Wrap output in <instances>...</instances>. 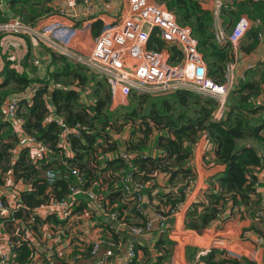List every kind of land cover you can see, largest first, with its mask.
Masks as SVG:
<instances>
[{
  "label": "trees",
  "instance_id": "obj_1",
  "mask_svg": "<svg viewBox=\"0 0 264 264\" xmlns=\"http://www.w3.org/2000/svg\"><path fill=\"white\" fill-rule=\"evenodd\" d=\"M47 1L49 0H44ZM155 1L174 11L182 25L191 27L192 34L198 41L199 53L208 67L209 77L217 84L226 83L227 66L234 60V53L229 44L221 45L217 42L212 12L204 9L198 0ZM243 1L242 13L245 12L251 19L264 21V0ZM44 2L12 0L13 6L21 7L15 16L6 20L1 6L4 8L8 4L0 0V25L16 20L25 26L36 28L33 21L39 15H35L37 12L33 8V12L26 16L25 8L28 4L39 7ZM249 5L252 6L251 10ZM47 10L49 9H43L41 13ZM257 28L253 30L254 42L248 51L253 49L261 38L263 29ZM15 36L22 39L27 37L29 41L26 34ZM4 40H1L0 44L3 45ZM29 42L34 46L31 40ZM148 43L149 49L157 52L168 49L171 52V63H179L183 59L176 46L167 45L158 37L157 30H153ZM41 46H45L52 59V67L48 70L46 78H30L20 74L10 68L12 63L6 61L3 70L5 79L0 83V134H3L4 130L6 138L10 140L5 142L4 134L0 135V185L3 183V174L10 171L16 183H24L30 187V190L20 192L21 207L11 217L22 218V211L29 212L52 198L65 197L69 191V183L73 180L70 176L71 169H78L86 177V187H92L97 197H101L104 208L116 212L119 221L125 223L128 228L143 226L147 220L143 206L141 210L137 206L136 194L127 195L120 177L123 169L132 171V167L130 168L122 157L123 149L135 155L132 159L135 167L133 169H136L134 175L147 185L142 191L143 198H156V212L168 217L167 208L176 209L180 206L195 180V173L188 164L193 146L203 135L215 145L216 161L224 166V172L217 178L218 189L207 195L208 202L196 203L188 212L186 228L201 234L217 220L221 223L229 221L236 209L242 207L248 206L264 212V114L260 112L264 104L251 105L256 104L264 89V71L260 80L245 81L233 93L231 90L227 98L225 116L221 121L213 118L217 107L214 98L191 90H178L172 96L174 103L164 100L159 106L151 108L147 115L141 114L136 106L142 99L131 95L132 105L129 112L125 113V118L130 121L125 120L126 122H122L123 128L117 129L110 123L113 120V113L110 111L112 92L107 89L106 79L89 77L81 64L53 51L47 44ZM59 60L63 64L61 68L57 67ZM87 86H92L90 94L94 102L87 103L81 98L82 93L88 89ZM30 92L32 96L28 99ZM11 93L15 95H10ZM234 95L237 96L236 100ZM13 97L19 101L18 113L24 118L25 134L36 137L50 150L51 155H42L38 161H34L30 147L21 146L18 159L15 163L12 162L15 145L21 142V139L15 132L13 123L5 117L4 106L5 102ZM176 106L182 108L179 113ZM51 112L65 119L69 129L66 138L74 157L67 156V152L60 148L64 129L54 121H48L47 116ZM257 116H260V119ZM136 118L140 120L137 121ZM132 122H135L134 126ZM127 131L130 135L128 133L126 140L124 139L125 146L122 148L123 143L117 140L115 136L118 135L114 134ZM107 154H113L114 158L104 159ZM49 157L60 158L62 161H50ZM55 168L60 170L62 175L51 186L52 192L48 193L50 186L43 178V173ZM160 175H164L170 185L175 184L177 189L169 193L154 194L153 190L159 187L157 178ZM88 206L89 204L84 203L85 209ZM87 211L91 214L92 209L88 208ZM46 218L47 222L51 219L54 222L59 220L54 216ZM254 218L258 222L263 221L264 215L255 213ZM130 219H139V222L132 223ZM169 219L170 217L167 220ZM34 226L36 227V223ZM102 226L107 228L111 243L119 245L123 242L115 233L112 223H103ZM260 234L264 235V231ZM18 239L12 260L18 264H27L33 260L34 250L28 240ZM104 241L106 245H110L106 239ZM167 245L173 246L174 242L170 241ZM134 246L136 250L137 247L135 244ZM161 246L164 247L163 251L159 250L160 254L152 264H163L171 256L162 240L158 242L157 248L160 249ZM145 256L147 257L146 253ZM136 261L137 259L133 264H136ZM239 262L240 260L234 259L225 261L229 264H240Z\"/></svg>",
  "mask_w": 264,
  "mask_h": 264
},
{
  "label": "crops",
  "instance_id": "obj_2",
  "mask_svg": "<svg viewBox=\"0 0 264 264\" xmlns=\"http://www.w3.org/2000/svg\"><path fill=\"white\" fill-rule=\"evenodd\" d=\"M11 1L12 0H4L8 5L1 9L6 20L15 16L21 7L20 5L13 6ZM42 1L44 2V0H41V2ZM152 1L156 4L163 5L162 7H166L167 10L175 14V12L170 10L165 4L158 3L155 0ZM198 1L204 9L211 11L214 16L213 26L217 42L219 36L231 33L240 17L247 16L252 18L245 12L242 13L241 5L244 2L243 0ZM251 1L257 2L260 0ZM35 3L37 2L35 1ZM250 6L251 5L248 6L249 9ZM33 8H35L34 10L37 12L35 15H39L35 21H33V24H37L40 29H49V27L56 29L59 28V25L67 24L73 26L71 30L77 33L79 32V35L84 33L86 37L84 38L87 42L91 40L94 44L96 38L105 28L109 25L119 23L128 10V0H78L74 7H70L67 0H49L44 2V4L41 3L39 7L34 4L26 5L25 15L27 16L33 12ZM43 9L49 10L41 13ZM175 16L177 18L176 14ZM177 22L179 26L191 29L189 26L182 25L178 18ZM255 28L257 27L254 26L241 41L240 48L236 51V54L232 49L234 60L231 63H234V69L230 71L229 81L226 77L227 83H231L232 81V93L234 90L240 88L241 84L245 81L260 80L261 73L263 72L264 36L258 40L259 42L253 49L248 51V48H250L254 42L255 31L253 30ZM263 28L264 27H261L260 29L262 30ZM157 35L162 39L158 30ZM5 38L6 39L3 41L4 44H0V83L5 79L3 70L6 61L12 63L10 68L30 78L36 76L47 77L48 70L52 67V59L48 50L44 48L45 46L35 48L27 39H22L15 35H7ZM162 41L164 42L163 39ZM146 48L147 50H151L149 49V43ZM161 53L167 58L171 57V52L167 49L161 51ZM15 60H18V62H15ZM36 61H38V64H36ZM250 66H252V68H250ZM256 70L259 72L258 75H252ZM29 90L30 89L27 91L29 92ZM90 93L91 91L87 89L81 96L87 103L94 102L93 98L87 97ZM10 95H15V93H11ZM166 95L167 94L157 96ZM234 98L236 100L237 96L234 95ZM262 104H264V97L261 99L259 105ZM128 133V131L123 133V140L128 136ZM22 138L25 139V136ZM20 141L21 142L15 145V152L12 158V162L14 163L18 159L21 146L30 147L28 141ZM250 144H253V142H250ZM124 146L125 141L122 148H124ZM30 149L32 148L30 147ZM62 150L67 152V156L74 157V153H72L66 145ZM153 153L155 154V152ZM32 155H37V151L32 149L31 157ZM42 155L51 154L48 152L42 153ZM207 155L209 157L208 159H206ZM113 158V154H107L104 159L110 160ZM54 159L55 161H62L60 158H51L50 161H54ZM216 160L215 145L207 142V137L203 135L199 142L193 146V153L188 166L195 173V180L187 193L185 201L181 204L177 216L169 220L166 219L164 221L165 225L161 226L160 220H158V213L155 210V206L158 205V200L156 198L149 200L148 197H145L143 201L144 215L146 219L154 222L152 230L146 234L140 236L134 235L131 232V228H128L125 223L122 221H110L107 216L103 215L100 210L95 207H91V214L87 213L89 206L85 209L84 203L90 205V201L86 196L80 195V204L74 209L72 217L63 221L57 220L54 222L53 219H51L47 222V216L40 214L39 212L41 211L38 212L37 208L29 212L22 211V218L11 217L6 220H2L3 218H1L0 243L5 246V249L10 250V247H8L10 241L14 244L15 249L16 243H18L19 240L18 238H21V240H28L34 250V255L33 260L27 264H45L47 258H52L54 264H95L106 257H108L109 264H122L126 254L127 241H133L137 247V264H152L158 254H160V251H163V246H161L160 249L157 248L158 242L161 240L162 242L165 240L174 242V248H176L169 262H167L168 258L165 261L166 263L164 262L165 264H174L175 257L177 258L175 262L182 264L180 253L183 254L185 264H229L225 263L226 260L228 261L227 251L225 250L227 243L233 244L231 246L235 245L240 248L242 252L241 256L245 257L243 258L245 261H240V264H264V246H258L259 237L264 239V235L260 234V232L264 231V220L261 221L262 224H260L254 217H251V208L248 206L236 209L232 218L225 223H221L217 220L201 234L186 228L187 214L193 208L194 204L207 203V195L218 189L217 178L223 175L224 166L219 164ZM157 184L159 187L153 190L154 194H158L159 192L169 193L177 189L175 184H169L168 179L164 175L158 176ZM180 184H178V186ZM0 188V193L4 197H7L12 204L18 203L20 200L13 194L15 190H20L21 193L30 190L27 184L20 182L16 183L10 171L3 174V183ZM240 211L242 213H240ZM28 218L33 221L36 219L34 221L36 227L33 223L35 233H32V235L28 234L29 238L22 232L20 233V231L26 230L24 225ZM130 220L132 223L139 222V219ZM60 222L62 223L58 224ZM103 223H112L115 233L123 240L121 244L114 245L110 242V236L107 232V228L102 226ZM52 226L61 228L56 231L55 237L48 235V231H46L48 228L50 230ZM183 234H188L190 239ZM180 236L182 237L179 238ZM211 236L214 238H208ZM239 237H241V239ZM101 239H106L110 245L103 244L98 254L91 257L90 253L94 242ZM212 242H218V245H213ZM238 248L236 250H239ZM14 249L10 252L11 257L14 253ZM204 250L210 251L207 255L200 256ZM247 251L250 253H246Z\"/></svg>",
  "mask_w": 264,
  "mask_h": 264
},
{
  "label": "built area",
  "instance_id": "obj_3",
  "mask_svg": "<svg viewBox=\"0 0 264 264\" xmlns=\"http://www.w3.org/2000/svg\"><path fill=\"white\" fill-rule=\"evenodd\" d=\"M77 1L78 0H67L70 7H74ZM162 6L163 5L154 3L152 0H128V10L125 15H123L119 23L109 25L96 38L88 56L84 57V63L89 62L92 65L95 64L100 66L104 70V75L108 77V79L106 78L107 81L111 83L112 86L115 84L122 87V97L126 99L131 97L132 89H136V91L133 92L139 95H144L151 91L157 92L156 95H163L169 92L186 89L191 91L194 90V92L203 96L212 97L217 101V107L213 113V118L216 121H221L225 116L227 98L232 90V81L231 83L226 82L224 84H217L209 77L208 67L199 53L198 41L192 35L191 29L179 26L175 14ZM254 26L264 27V21L258 18L251 19L247 16H242L234 25L230 34L218 37V43L221 45L229 44L236 54V51L240 48L241 41ZM72 27L73 26L65 24L59 25V28H56L55 31L48 28L44 30H35L16 20H12L4 27L0 28V30L29 34L35 46H39L40 43L43 42L55 49L57 46L74 45V41L78 37L79 32L77 33L71 30ZM144 29H149L148 36L145 40L141 38ZM156 29L167 45L179 47L183 55L181 62L173 65L170 62V58H167L161 52L147 50L146 47L150 40L151 33ZM59 30H61V32H57ZM65 32L69 34V36H65ZM263 34L262 32L260 35L261 38L264 36ZM85 38H83V44L86 45L87 40ZM64 40L65 43L63 42ZM80 44L81 43L78 44L77 50L83 52L84 50L79 47ZM36 64H38V61H36ZM250 68H252V66H250ZM232 69H234V63H230L227 66L226 77L228 81ZM125 89H127V91ZM114 95H116V97L113 99V102L118 100L116 92ZM31 96L32 92L29 93L27 98L30 99ZM263 97L264 89L260 97L256 100L257 106H259ZM18 109L19 101L15 97L7 100L4 106L5 117L13 123L14 130L20 139L22 141H28L30 147L37 151V155H32V158L34 161H38L42 153H48L50 150L45 147L43 143L39 142L36 137L25 134L23 128L24 118L19 115ZM47 119L50 122L54 121L64 129L60 141V148L64 149L65 145L69 147L66 138L69 129L65 124L63 116H56L51 112L47 116ZM23 136H25V139L22 138ZM207 142L210 143L208 137ZM134 156L135 155L131 153H127L124 149L122 150V157L126 160V164L130 168L132 167V171L127 172L123 169L120 172V177L122 184L125 185L127 195L136 194L138 197L137 206L141 210L144 201L142 191L147 185H144L140 180L136 179L134 175V171L136 170L133 169L135 167L132 163ZM208 158L207 155L206 159ZM61 175V171L57 168L49 169L43 173V178L50 186L48 187V193L52 192L51 186L61 178ZM70 176L73 180L69 183L67 195L62 199L52 198L47 203L38 207L37 211L42 212H39L40 214L54 216L61 221L69 219L72 217L76 206L80 204L79 196L83 195L90 201V209H92L91 207H95L100 210L103 215L107 216L109 220L113 222L119 221L116 212L104 208L101 197H97L93 192V188L86 187L87 180L83 173L78 169H71ZM13 194L19 198L20 190H15ZM180 206L176 209L167 208V212L169 213L168 217H176ZM20 207V202L12 204L7 197H4L0 193V218L8 219ZM87 213L89 212L87 211ZM168 217L158 214V220H160L161 226L165 225L164 221L168 219ZM153 224L154 222L152 220L147 219L143 226L131 227V232L137 236L146 234L152 230ZM56 228H58V226L51 227L53 232H50L49 228L46 229V231H48L47 234L55 237L56 231L61 229ZM28 234L32 235V232L25 230V236L27 238H29ZM103 244H105L104 239L94 242L90 256H96ZM215 244L216 242L213 243V245ZM8 247H10V250L5 249V246L0 243V264H15L10 254L14 249V244L10 241ZM209 251L204 250L200 256L207 255ZM136 258L137 252L134 244L131 241H127L126 254L122 264H133ZM45 264H54V262L52 258H47ZM95 264H109L108 257L102 258Z\"/></svg>",
  "mask_w": 264,
  "mask_h": 264
},
{
  "label": "rangeland",
  "instance_id": "obj_4",
  "mask_svg": "<svg viewBox=\"0 0 264 264\" xmlns=\"http://www.w3.org/2000/svg\"><path fill=\"white\" fill-rule=\"evenodd\" d=\"M246 1V0H245ZM247 1H251V0H247ZM1 8H3V6H1ZM9 23V22H8ZM39 24V23H38ZM6 25V24H5ZM5 25H0V28H2V27H4ZM35 26H37V24H35ZM38 27V26H37ZM49 29L50 30H53V31H55V29L53 28V27H49ZM62 30V29H61ZM61 30H59V31H57V32H61ZM0 32H2L1 34H0V41L1 40H3V39H6L5 38V36H7V35H19V34H21L22 32H20V33H16V32H8V31H5V30H0ZM148 33H149V29H144L143 31H142V34H141V38L143 39V40H145L146 38H147V36H148ZM23 34H25V33H23ZM28 37H29V41L30 40H32L33 41V39H32V37H31V35H29V34H26ZM65 36H69V34H67L66 32H65ZM79 36H80V38H79ZM26 37V36H25ZM85 37V34L84 33H81L80 35L78 34V37L76 38V40L74 41V45H63V46H57L55 49H52L53 51H57L58 53H60V54H64V55H67L68 57H69V59L71 60V61H73L74 63H79V64H81V66H83L84 68H85V74L86 75H88L89 77H102V78H104V79H108V77L107 76H105L104 75V70L100 67V66H98V65H92L91 63H84V60H85V58L84 57H87L88 56V54H89V51L91 50V48L93 47V42L90 40H88V42L86 43V45L85 44H83V38ZM26 39L28 40V38L26 37ZM89 39V38H88ZM34 42V41H33ZM64 43H65V40L63 41ZM79 43H81L80 45H79V47L81 48V49H83L84 51L83 52H79L77 49H78V44ZM35 47V46H34ZM35 48H40V47H35ZM177 49L178 50H180L179 49V47H177ZM168 50V49H167ZM15 62H18V60H15ZM173 65H176V63H172ZM57 67L58 68H61V67H63V64L60 62V60L58 61V64H57ZM87 68V69H86ZM263 71H264V69H262ZM258 71L256 70L252 75H254V76H256V75H258ZM251 75V76H252ZM107 79H106V81H107ZM107 84H108V86H107V89H110L111 90V92H112V100L113 99H115V97H116V95H114V93L116 92L117 93V95H118V100H116L115 102H113L112 101V103H111V109H110V111L113 113V120H111V124H113V125H115L116 127H117V129H122L123 128V126H122V122H126V121H130L129 119H126L125 118V113H128L129 112V110H130V107H131V98H128V99H126L125 97L123 98L122 97V90H121V88L122 87H120V86H118V85H115V84H113V86L111 85V83H109L108 81H107ZM92 87V86H91ZM91 87L90 86H87L86 88H88V90H90L91 91V94H92V90H91ZM126 91H127V89H125ZM182 90H186V89H182ZM133 91H136V89H132L131 90V92L132 93H134L133 94V96H137L138 98H141L142 100H141V102H138V104L136 105L139 109H140V111H141V114L143 113L144 115H147L148 114V112H149V110L151 109V108H154V107H156V106H159L160 104H161V102L162 101H164V100H167L168 102H173L174 103V101H173V99H172V95L175 93V91L174 92H169V93H167V95L166 96H157L156 95V93L157 92H154V91H151L150 93H147V94H144V95H139L138 96V94L137 93H135V92H133ZM194 91V90H193ZM91 94L89 95H87V97H89V98H92L91 97ZM230 94V93H229ZM256 105V104H254V103H251V105ZM177 107V113H179L181 110H182V108L181 107H179V106H176ZM260 112H263V114H264V105H263V107H262V110L260 111ZM141 117V116H140ZM257 117H259V119H260V116H257ZM256 117V118H257ZM126 120V121H125ZM135 120H137V121H139L140 119L139 118H136ZM134 123L135 122H132V126H134ZM121 126V127H120ZM130 130H131V128H130ZM6 131V130H5ZM3 134H4V130H3ZM3 134H0L1 136L3 135ZM5 134H6V132H5ZM5 134L3 135V138H4V141L5 142H10V140H8L7 138H6V136H5ZM114 135H118V136H115V137H117V139L121 142V143H124V140H123V136H124V134H121V133H115ZM129 135H130V132H129ZM147 144V146H148V144H149V142H147L146 143ZM49 159H50V157H49ZM59 165V164H58ZM261 192V190L259 189V193ZM255 213H260V214H263L264 215V212L263 213H261L258 209H256V208H252L251 209V214H250V216L251 217H254L255 216ZM27 215V214H26ZM1 219V218H0ZM2 221V220H1ZM25 223H29L28 225H26L25 224V228H26V230H28V231H30V232H32V233H35V230H34V227H33V223H34V221L33 220H31V219H27V221L25 222ZM258 223H260V224H262L261 223V220L258 222ZM23 233V234H25V231H20V233ZM50 232H53V230L52 229H50ZM183 235H186L187 236V238H189L190 239V237L188 236V234H183ZM182 236H180L179 238H181ZM217 237V236H216ZM208 238H214L213 236H211V237H208ZM240 239H241V237H239ZM188 239V240H189ZM217 239H218V237H217ZM261 240H262V242H261ZM168 242H170V240L169 241H167V240H165L163 243H166V247H167V249L169 250L168 251V253L169 252H171L170 254H171V256L169 257V259H168V261L167 262H169V260H170V258L172 257V254H173V252L176 250V248H174L175 247V244L172 246V245H167L168 244ZM190 242H192V241H190ZM210 242V241H209ZM261 242V243H260ZM258 243H259V245L258 246H260V247H262V246H264V239L262 238V237H259V239H258ZM217 245H218V242L216 243ZM237 244V243H236ZM231 245H233V244H228L227 243V246L225 247V250L227 251V259H234V260H240L241 261V259H243V258H245L244 256H241L242 255V252H241V250H240V248H238L237 246H231ZM239 249V250H236V249ZM249 250V249H248ZM239 251V252H238ZM246 253H250V252H246ZM179 254V253H178ZM177 255V254H176ZM180 255H181V258H182V260H181V262H182V264H185V261H184V258H183V254L182 253H180ZM175 260L177 261V258L175 257L174 258V264H178V263H176L175 262ZM13 262L14 263H16L14 260H13ZM136 262H138V261H136ZM166 263V262H165ZM164 263V264H165ZM137 264V263H136Z\"/></svg>",
  "mask_w": 264,
  "mask_h": 264
},
{
  "label": "clouds",
  "instance_id": "obj_5",
  "mask_svg": "<svg viewBox=\"0 0 264 264\" xmlns=\"http://www.w3.org/2000/svg\"><path fill=\"white\" fill-rule=\"evenodd\" d=\"M30 28H32V27H30ZM32 29H35V30H42V29H40V27H36V28H32ZM31 41H32V40H31ZM32 43H33V42H32ZM42 44H47V43H43V42H41L39 46H35L34 44H33V45H34L35 47H41ZM133 94H134V93H132V95H133ZM138 95H139V94H138ZM141 95H142V94H141ZM112 101H113V100H112ZM110 221H111V220H110ZM131 242H132V241H131ZM136 252H137V250H136ZM136 259H137V258H136Z\"/></svg>",
  "mask_w": 264,
  "mask_h": 264
}]
</instances>
